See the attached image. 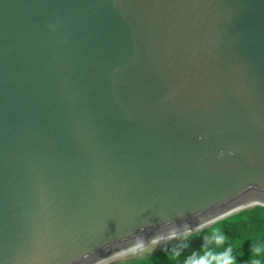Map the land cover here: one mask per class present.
Masks as SVG:
<instances>
[{"label": "water", "instance_id": "95a60500", "mask_svg": "<svg viewBox=\"0 0 264 264\" xmlns=\"http://www.w3.org/2000/svg\"><path fill=\"white\" fill-rule=\"evenodd\" d=\"M259 204L264 0H0V264Z\"/></svg>", "mask_w": 264, "mask_h": 264}, {"label": "clouds", "instance_id": "9594fccd", "mask_svg": "<svg viewBox=\"0 0 264 264\" xmlns=\"http://www.w3.org/2000/svg\"><path fill=\"white\" fill-rule=\"evenodd\" d=\"M223 152L219 155L223 156ZM229 154H232L231 151ZM199 223L191 226L187 223L176 224L172 220H165L160 228L150 237H144L142 233L131 237L127 247L122 249L132 257L142 259L145 264L157 248L169 254L170 259L178 260L185 250L190 248V241L203 234V243L199 251H191L184 256L182 264H237V255L234 249L241 246L240 242L229 241L222 227V221L209 217H203L197 213ZM215 225V226H214ZM205 229H208L205 233ZM172 241H180L171 249L161 247ZM250 264H264V239H256L251 246Z\"/></svg>", "mask_w": 264, "mask_h": 264}, {"label": "trees", "instance_id": "16d2710c", "mask_svg": "<svg viewBox=\"0 0 264 264\" xmlns=\"http://www.w3.org/2000/svg\"><path fill=\"white\" fill-rule=\"evenodd\" d=\"M218 220L222 221L220 226L229 241L241 244L240 247L234 249V253L237 255V264H250L252 242L256 239H264V205L259 204L245 208ZM207 231L208 229H205V233ZM202 236L203 234L192 239L189 242L190 248L185 250L178 260L170 259L169 254L159 248L148 258L147 264H182L184 256L189 255L191 251L200 250L203 243ZM179 243L180 241H174L163 247L171 249ZM118 264H145V262L140 258L132 257Z\"/></svg>", "mask_w": 264, "mask_h": 264}, {"label": "rangeland", "instance_id": "374dc122", "mask_svg": "<svg viewBox=\"0 0 264 264\" xmlns=\"http://www.w3.org/2000/svg\"><path fill=\"white\" fill-rule=\"evenodd\" d=\"M249 207H252V206H249ZM228 216V215H227ZM172 242H174V241H172ZM172 242H170V243H172ZM163 246H165V245H161V247H163ZM157 249H159V248H157ZM156 249V250H157ZM120 257V256H119ZM119 257H114L115 259H111V260H108V261H105V262H101V263H99V264H118V263H120V262H123V261H125V260H127V259H130V258H132V256H130L129 254L128 255H126V256H121L120 258ZM119 258V259H118Z\"/></svg>", "mask_w": 264, "mask_h": 264}, {"label": "bare ground", "instance_id": "6f19581e", "mask_svg": "<svg viewBox=\"0 0 264 264\" xmlns=\"http://www.w3.org/2000/svg\"><path fill=\"white\" fill-rule=\"evenodd\" d=\"M252 203H254V202H250V203H244V204H242V205H239V207H241V206H243V205H248V204H252ZM249 205V206H250ZM236 207H238V206H236ZM129 253L128 252H126V251H122V252H119V253H116V254H113V255H111V256H109V257H107V258H105V259H103V260H101V261H99V262H97V263H95V264H99V263H101V262H105V261H108V260H111V259H115L114 257H121V256H126V255H128ZM119 257V258H120ZM118 258V259H119ZM117 259V258H116ZM115 259V260H116Z\"/></svg>", "mask_w": 264, "mask_h": 264}]
</instances>
